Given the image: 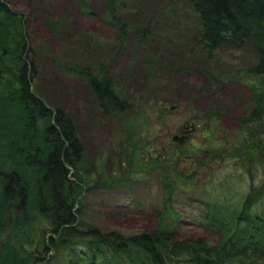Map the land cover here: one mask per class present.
Listing matches in <instances>:
<instances>
[{
    "label": "rangeland",
    "instance_id": "374dc122",
    "mask_svg": "<svg viewBox=\"0 0 264 264\" xmlns=\"http://www.w3.org/2000/svg\"><path fill=\"white\" fill-rule=\"evenodd\" d=\"M5 1L26 19L28 61L37 69L33 91L49 106L67 111L82 143L77 169L85 182L81 201H75L81 221L103 231L140 233L156 227L167 205V223L175 220L176 238L206 237L215 243L218 234L203 225L208 204L239 203L251 184L247 173L234 167V158L219 159L223 154L215 146L223 136L232 139L237 119L244 115L249 82L230 76L255 62L252 47L204 52L189 0H119L114 15L127 27L122 45L116 27L105 18V0H90L92 16L81 12L78 0ZM102 61L132 102L122 114L103 115L83 78L60 68ZM205 112L214 113L213 119L201 117ZM140 122V138L152 154L146 148L145 159L131 161L120 153L121 138L127 144ZM186 122L193 129L178 154L171 136L182 134ZM203 126L217 143L201 134ZM253 171L258 186L264 169ZM168 176L182 179H172L171 199L164 202ZM39 227L40 221L37 231ZM39 232L47 238L48 230ZM2 246L3 241L0 256ZM41 255L39 262L50 258L52 250Z\"/></svg>",
    "mask_w": 264,
    "mask_h": 264
},
{
    "label": "trees",
    "instance_id": "16d2710c",
    "mask_svg": "<svg viewBox=\"0 0 264 264\" xmlns=\"http://www.w3.org/2000/svg\"><path fill=\"white\" fill-rule=\"evenodd\" d=\"M78 2L82 13L95 14L90 0ZM118 3L105 0V18L116 27L122 45L127 27L114 15ZM189 3L197 16L196 37L204 52L211 54L221 46H250L255 55L252 65L230 76L249 82L251 95L244 115L237 119L231 140L223 136L215 141L218 155L223 154L219 159L228 162L234 158V167L243 169L251 180L239 203L224 205L215 200L208 204L203 225L217 233L218 240L176 238L175 220L167 223V205L156 227L140 233L103 231L81 221L75 201L85 182L77 169L82 143L67 111L49 106L33 91L31 81L37 69L34 61H28L31 50L25 16L0 0V238L4 237L0 264H34V255L24 246L35 244L52 250V256L39 264H264V180L258 186L253 184V169H264V0ZM60 68L83 78L103 115L122 114L130 108V98L108 76L107 62L65 63ZM213 114L205 112L201 117L211 120ZM136 115L139 119L140 114ZM143 123L130 131L127 144L121 138L120 153L131 161L145 159L148 150L140 138ZM207 126L201 134L213 141ZM182 146L178 144L177 150H183ZM172 179L182 177L168 176L164 202L171 199ZM39 221L54 226L47 239L36 229Z\"/></svg>",
    "mask_w": 264,
    "mask_h": 264
},
{
    "label": "flooded vegetation",
    "instance_id": "af4514ba",
    "mask_svg": "<svg viewBox=\"0 0 264 264\" xmlns=\"http://www.w3.org/2000/svg\"><path fill=\"white\" fill-rule=\"evenodd\" d=\"M190 123H188V122H186V123H184L183 124V131H182V134H178V133H176L179 137H182L183 135H185V134H188L189 133V131L190 130H192L193 129V125H189ZM184 133V134H183ZM176 134H174V135H176ZM186 136V135H185ZM172 137H173V135L171 136V139H172ZM179 137H178V139H179ZM185 139H187V136L185 137ZM173 140V139H172ZM174 142H177L179 145H181L178 141H176V140H173ZM205 152H208L207 150L205 151ZM208 156V158H209V154L207 155ZM39 229H44V231L45 230H48V233H47V236L51 233V231L54 229V226L52 225V222L51 223H47V222H45V223H43V222H40V227H39ZM47 239V238H46ZM0 240H1V242L4 240L3 239V237H1L0 238ZM1 242H0V244H1ZM30 249H37L38 251H41V253L43 252H45V249L44 248H38L37 246H33V247H31ZM31 254H33L34 255V258H35V261H34V264H39L40 262H39V254H36V253H31ZM41 257H42V255H40Z\"/></svg>",
    "mask_w": 264,
    "mask_h": 264
},
{
    "label": "water",
    "instance_id": "95a60500",
    "mask_svg": "<svg viewBox=\"0 0 264 264\" xmlns=\"http://www.w3.org/2000/svg\"><path fill=\"white\" fill-rule=\"evenodd\" d=\"M167 108V107H166ZM171 109L173 108V107H170ZM178 135L176 134V135H173V137H172V139L173 140H176V141H178L180 144L181 143H183L184 142V140H185V135H183L182 137H179V139H178ZM0 242H1V240H0ZM24 248L29 252V253H36V254H39V259H41L42 257L40 256L41 255V251H38L37 249H30L29 247H27V246H24Z\"/></svg>",
    "mask_w": 264,
    "mask_h": 264
},
{
    "label": "bare ground",
    "instance_id": "6f19581e",
    "mask_svg": "<svg viewBox=\"0 0 264 264\" xmlns=\"http://www.w3.org/2000/svg\"><path fill=\"white\" fill-rule=\"evenodd\" d=\"M226 264H227V262H226Z\"/></svg>",
    "mask_w": 264,
    "mask_h": 264
}]
</instances>
